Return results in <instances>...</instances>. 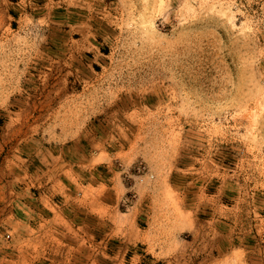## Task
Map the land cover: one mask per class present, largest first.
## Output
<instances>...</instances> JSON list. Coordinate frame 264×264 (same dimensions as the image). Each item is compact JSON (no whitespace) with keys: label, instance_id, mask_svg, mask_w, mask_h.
<instances>
[{"label":"rangeland","instance_id":"rangeland-1","mask_svg":"<svg viewBox=\"0 0 264 264\" xmlns=\"http://www.w3.org/2000/svg\"><path fill=\"white\" fill-rule=\"evenodd\" d=\"M0 264H264V0H0Z\"/></svg>","mask_w":264,"mask_h":264}]
</instances>
